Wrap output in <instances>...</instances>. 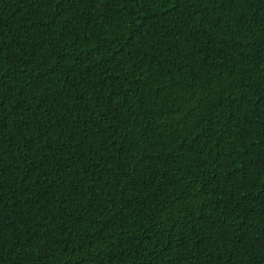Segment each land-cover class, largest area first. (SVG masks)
I'll list each match as a JSON object with an SVG mask.
<instances>
[{
	"label": "trees",
	"instance_id": "obj_1",
	"mask_svg": "<svg viewBox=\"0 0 264 264\" xmlns=\"http://www.w3.org/2000/svg\"><path fill=\"white\" fill-rule=\"evenodd\" d=\"M0 264H264V0H0Z\"/></svg>",
	"mask_w": 264,
	"mask_h": 264
}]
</instances>
